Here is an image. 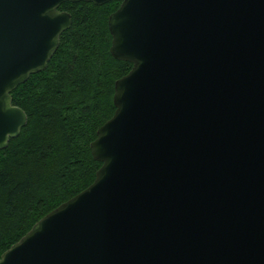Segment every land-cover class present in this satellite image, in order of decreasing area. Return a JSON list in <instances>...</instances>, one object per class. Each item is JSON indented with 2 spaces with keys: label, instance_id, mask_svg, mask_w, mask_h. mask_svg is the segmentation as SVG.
<instances>
[{
  "label": "water",
  "instance_id": "water-1",
  "mask_svg": "<svg viewBox=\"0 0 264 264\" xmlns=\"http://www.w3.org/2000/svg\"><path fill=\"white\" fill-rule=\"evenodd\" d=\"M113 1L133 68L91 144L102 167L0 264H264V0H0V150L28 123L12 92L72 26L59 7Z\"/></svg>",
  "mask_w": 264,
  "mask_h": 264
},
{
  "label": "trees",
  "instance_id": "trees-1",
  "mask_svg": "<svg viewBox=\"0 0 264 264\" xmlns=\"http://www.w3.org/2000/svg\"><path fill=\"white\" fill-rule=\"evenodd\" d=\"M120 5L62 4L72 26L58 51L46 70L12 92L28 123L0 150V258L42 218L89 188L102 167L91 144L116 112V82L133 68L111 52L109 17Z\"/></svg>",
  "mask_w": 264,
  "mask_h": 264
}]
</instances>
